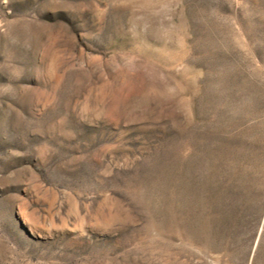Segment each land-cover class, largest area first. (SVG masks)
Instances as JSON below:
<instances>
[{
    "label": "rangeland",
    "instance_id": "obj_1",
    "mask_svg": "<svg viewBox=\"0 0 264 264\" xmlns=\"http://www.w3.org/2000/svg\"><path fill=\"white\" fill-rule=\"evenodd\" d=\"M0 264H264V0H0Z\"/></svg>",
    "mask_w": 264,
    "mask_h": 264
},
{
    "label": "bare ground",
    "instance_id": "obj_2",
    "mask_svg": "<svg viewBox=\"0 0 264 264\" xmlns=\"http://www.w3.org/2000/svg\"><path fill=\"white\" fill-rule=\"evenodd\" d=\"M36 223V222H35ZM38 223V222H37ZM39 225V224H38ZM36 226V225H35ZM40 227V226H39Z\"/></svg>",
    "mask_w": 264,
    "mask_h": 264
}]
</instances>
